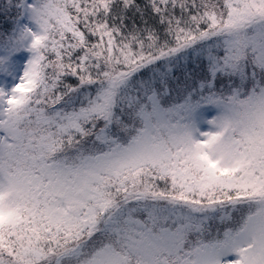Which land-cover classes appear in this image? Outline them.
Returning <instances> with one entry per match:
<instances>
[{"label": "snow or ice", "instance_id": "1", "mask_svg": "<svg viewBox=\"0 0 264 264\" xmlns=\"http://www.w3.org/2000/svg\"><path fill=\"white\" fill-rule=\"evenodd\" d=\"M0 264H264V0H0Z\"/></svg>", "mask_w": 264, "mask_h": 264}]
</instances>
